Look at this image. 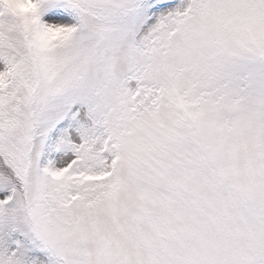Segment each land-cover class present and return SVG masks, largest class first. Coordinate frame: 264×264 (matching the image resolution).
Segmentation results:
<instances>
[{"label":"snow or ice","instance_id":"6c2138e0","mask_svg":"<svg viewBox=\"0 0 264 264\" xmlns=\"http://www.w3.org/2000/svg\"><path fill=\"white\" fill-rule=\"evenodd\" d=\"M0 264H264V0H0Z\"/></svg>","mask_w":264,"mask_h":264},{"label":"clouds","instance_id":"9594fccd","mask_svg":"<svg viewBox=\"0 0 264 264\" xmlns=\"http://www.w3.org/2000/svg\"><path fill=\"white\" fill-rule=\"evenodd\" d=\"M24 7H25V8H29V7H30V5H25Z\"/></svg>","mask_w":264,"mask_h":264}]
</instances>
